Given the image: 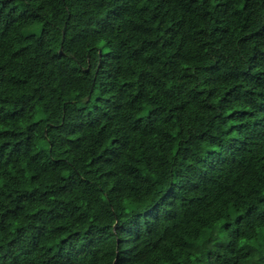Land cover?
Returning a JSON list of instances; mask_svg holds the SVG:
<instances>
[{"label":"clouds","instance_id":"9594fccd","mask_svg":"<svg viewBox=\"0 0 264 264\" xmlns=\"http://www.w3.org/2000/svg\"><path fill=\"white\" fill-rule=\"evenodd\" d=\"M0 264H264V0H0Z\"/></svg>","mask_w":264,"mask_h":264}]
</instances>
